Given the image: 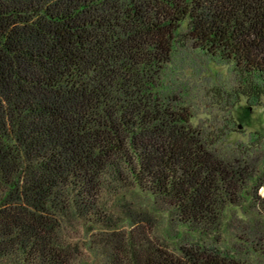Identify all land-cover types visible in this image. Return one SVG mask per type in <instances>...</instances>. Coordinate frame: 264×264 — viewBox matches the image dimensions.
Masks as SVG:
<instances>
[{
    "label": "trees",
    "instance_id": "16d2710c",
    "mask_svg": "<svg viewBox=\"0 0 264 264\" xmlns=\"http://www.w3.org/2000/svg\"><path fill=\"white\" fill-rule=\"evenodd\" d=\"M180 49L264 99V0H0V264H264V134L192 123Z\"/></svg>",
    "mask_w": 264,
    "mask_h": 264
},
{
    "label": "rangeland",
    "instance_id": "374dc122",
    "mask_svg": "<svg viewBox=\"0 0 264 264\" xmlns=\"http://www.w3.org/2000/svg\"><path fill=\"white\" fill-rule=\"evenodd\" d=\"M166 80L192 106V123L202 125L212 137L217 136L219 145L247 142L257 131L264 134V99H251L235 92L234 72L228 62L180 49ZM156 227L159 233L166 234L164 222H157Z\"/></svg>",
    "mask_w": 264,
    "mask_h": 264
}]
</instances>
